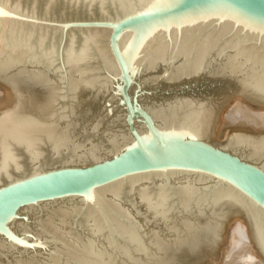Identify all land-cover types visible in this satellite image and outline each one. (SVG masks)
<instances>
[{
	"label": "water",
	"instance_id": "1",
	"mask_svg": "<svg viewBox=\"0 0 264 264\" xmlns=\"http://www.w3.org/2000/svg\"><path fill=\"white\" fill-rule=\"evenodd\" d=\"M264 0H0V264H196L241 215L264 257Z\"/></svg>",
	"mask_w": 264,
	"mask_h": 264
},
{
	"label": "bare ground",
	"instance_id": "2",
	"mask_svg": "<svg viewBox=\"0 0 264 264\" xmlns=\"http://www.w3.org/2000/svg\"><path fill=\"white\" fill-rule=\"evenodd\" d=\"M226 129L231 130V134L238 131L252 135L264 133V103L241 92L228 97L212 123L214 141ZM240 216L227 218L216 246L196 264H218L220 259V264H264V257L256 249L249 227Z\"/></svg>",
	"mask_w": 264,
	"mask_h": 264
},
{
	"label": "rangeland",
	"instance_id": "3",
	"mask_svg": "<svg viewBox=\"0 0 264 264\" xmlns=\"http://www.w3.org/2000/svg\"><path fill=\"white\" fill-rule=\"evenodd\" d=\"M235 94V92L234 93H232L231 95H234ZM230 95V96H231ZM229 96V97H230ZM232 133V131L231 130H229V129H226L225 131H223L221 134H220V136L216 139V141H218V142H225L226 141V139H227V137L230 135ZM215 141V142H216ZM240 216V215H239ZM241 218H243L242 216H240ZM246 224V223H245ZM221 260L222 259H220V262H221ZM220 262L218 263V264H220Z\"/></svg>",
	"mask_w": 264,
	"mask_h": 264
}]
</instances>
